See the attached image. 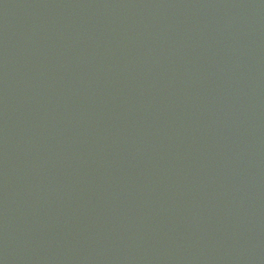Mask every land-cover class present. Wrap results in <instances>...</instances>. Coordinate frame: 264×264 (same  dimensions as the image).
<instances>
[{
    "label": "water",
    "instance_id": "1",
    "mask_svg": "<svg viewBox=\"0 0 264 264\" xmlns=\"http://www.w3.org/2000/svg\"><path fill=\"white\" fill-rule=\"evenodd\" d=\"M0 264H264V0H0Z\"/></svg>",
    "mask_w": 264,
    "mask_h": 264
}]
</instances>
